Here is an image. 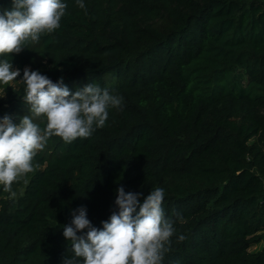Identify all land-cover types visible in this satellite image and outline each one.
I'll return each instance as SVG.
<instances>
[{
	"label": "trees",
	"instance_id": "16d2710c",
	"mask_svg": "<svg viewBox=\"0 0 264 264\" xmlns=\"http://www.w3.org/2000/svg\"><path fill=\"white\" fill-rule=\"evenodd\" d=\"M61 2L58 29L0 60L122 104L88 138L50 137L14 198L0 186V264H62L72 211L101 229L121 186L164 190L162 264H264V244L248 250L264 229V0ZM19 79L0 86L13 122L30 114Z\"/></svg>",
	"mask_w": 264,
	"mask_h": 264
},
{
	"label": "clouds",
	"instance_id": "9594fccd",
	"mask_svg": "<svg viewBox=\"0 0 264 264\" xmlns=\"http://www.w3.org/2000/svg\"><path fill=\"white\" fill-rule=\"evenodd\" d=\"M77 4L85 8L82 0ZM66 8L61 0H11V7L0 11V55L18 54L42 34L54 32ZM20 72L10 60H0V86L11 87L20 77L22 99L30 113L19 122L7 114L0 118V186L13 198L12 185L21 180L27 183L24 178L35 171L33 159L50 137L58 136L65 143L88 138L105 125L109 108L119 109L122 104V97L99 85L87 83L71 91L62 77L54 83L27 66L22 76ZM4 96L5 87H0V97ZM33 118H43L44 127ZM116 193L117 210L101 221V229L92 225L84 206L72 211L62 234L73 255H65L62 264H162L175 231L162 207L164 190L155 188L143 196L125 192L121 186Z\"/></svg>",
	"mask_w": 264,
	"mask_h": 264
},
{
	"label": "rangeland",
	"instance_id": "374dc122",
	"mask_svg": "<svg viewBox=\"0 0 264 264\" xmlns=\"http://www.w3.org/2000/svg\"><path fill=\"white\" fill-rule=\"evenodd\" d=\"M0 113H2L4 115L7 114V112L3 108H0ZM13 191H15L17 193L18 191H20V189L19 190H14L13 189ZM262 234H263L262 235V238L258 242L250 244L248 246V250H250V251H256V250H258L264 244V229L262 230Z\"/></svg>",
	"mask_w": 264,
	"mask_h": 264
}]
</instances>
